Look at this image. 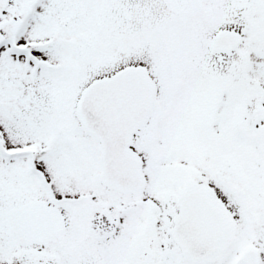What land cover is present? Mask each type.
Segmentation results:
<instances>
[{
  "label": "snow or ice",
  "instance_id": "obj_1",
  "mask_svg": "<svg viewBox=\"0 0 264 264\" xmlns=\"http://www.w3.org/2000/svg\"><path fill=\"white\" fill-rule=\"evenodd\" d=\"M0 264H264V0H0Z\"/></svg>",
  "mask_w": 264,
  "mask_h": 264
}]
</instances>
